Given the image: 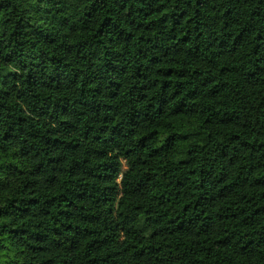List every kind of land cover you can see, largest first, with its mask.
<instances>
[{
  "label": "trees",
  "instance_id": "trees-1",
  "mask_svg": "<svg viewBox=\"0 0 264 264\" xmlns=\"http://www.w3.org/2000/svg\"><path fill=\"white\" fill-rule=\"evenodd\" d=\"M0 264H264V0H0Z\"/></svg>",
  "mask_w": 264,
  "mask_h": 264
}]
</instances>
